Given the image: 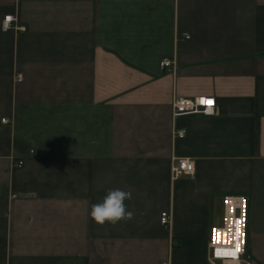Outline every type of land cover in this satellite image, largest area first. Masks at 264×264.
<instances>
[{
  "label": "crops",
  "instance_id": "0c3cea01",
  "mask_svg": "<svg viewBox=\"0 0 264 264\" xmlns=\"http://www.w3.org/2000/svg\"><path fill=\"white\" fill-rule=\"evenodd\" d=\"M116 188L133 218L96 224ZM226 195L264 264V0H0V264H209Z\"/></svg>",
  "mask_w": 264,
  "mask_h": 264
},
{
  "label": "built area",
  "instance_id": "2783aa9c",
  "mask_svg": "<svg viewBox=\"0 0 264 264\" xmlns=\"http://www.w3.org/2000/svg\"><path fill=\"white\" fill-rule=\"evenodd\" d=\"M15 18L12 16L5 17L2 23V30L8 31L12 28ZM174 66V62L164 59L160 63L162 69ZM23 77L18 76L17 82H22ZM216 102L212 97L199 96L193 99L175 97L172 102V117L176 119L190 115L212 116L215 114ZM2 123L7 124L9 121L3 119ZM187 134L185 129L179 130L174 128L173 139L184 138ZM22 162L18 163L21 167ZM196 167L194 161L190 159H172L171 179L176 181L180 178L187 177L194 179ZM249 208V199L246 195H226L224 197V221L219 227L211 231L209 242V264H250L246 259V235H247V214ZM172 218L170 213H162L160 217L161 226L167 228L171 226ZM239 230V233L237 232ZM240 245V251L235 258L217 255L218 251L235 250L236 245ZM169 264V263H166Z\"/></svg>",
  "mask_w": 264,
  "mask_h": 264
},
{
  "label": "clouds",
  "instance_id": "9594fccd",
  "mask_svg": "<svg viewBox=\"0 0 264 264\" xmlns=\"http://www.w3.org/2000/svg\"><path fill=\"white\" fill-rule=\"evenodd\" d=\"M132 198L130 191L119 188L110 189L101 202L91 206L90 217L98 225L103 226L106 222L116 225L120 221H128L133 218V212L129 211L126 200Z\"/></svg>",
  "mask_w": 264,
  "mask_h": 264
},
{
  "label": "snow or ice",
  "instance_id": "6c2138e0",
  "mask_svg": "<svg viewBox=\"0 0 264 264\" xmlns=\"http://www.w3.org/2000/svg\"><path fill=\"white\" fill-rule=\"evenodd\" d=\"M237 232H238V234H240L239 230H237ZM239 251H240V245L237 244L235 250H232V251H223V250H221V251L217 252V255H222V256L235 258Z\"/></svg>",
  "mask_w": 264,
  "mask_h": 264
},
{
  "label": "water",
  "instance_id": "95a60500",
  "mask_svg": "<svg viewBox=\"0 0 264 264\" xmlns=\"http://www.w3.org/2000/svg\"><path fill=\"white\" fill-rule=\"evenodd\" d=\"M249 208H248V214H247V235H246V254L248 250V237H249Z\"/></svg>",
  "mask_w": 264,
  "mask_h": 264
}]
</instances>
